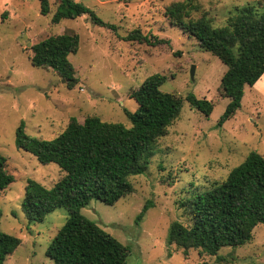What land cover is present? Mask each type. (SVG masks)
<instances>
[{
  "label": "rangeland",
  "instance_id": "1",
  "mask_svg": "<svg viewBox=\"0 0 264 264\" xmlns=\"http://www.w3.org/2000/svg\"><path fill=\"white\" fill-rule=\"evenodd\" d=\"M47 1L49 12L43 16L40 0H0V155L13 177L0 192V228L21 240L4 264H54L45 253L68 215L60 208L40 223L24 218L20 202L27 181L50 189L64 173L16 148L19 125L23 123L26 135L40 140L58 136L71 117L82 123L95 116L129 127L124 111L137 110L129 95L156 73L167 78L160 90L182 99L177 119L157 140L146 171L128 177L129 194L112 205L91 200L80 213L129 248L125 264H264V224L253 230L248 243L223 247L216 256L197 249L184 255L166 243L171 223L187 224L181 202L223 180L250 152L264 158V97L252 87L244 88L240 109L222 126L217 122L227 98L216 100L209 117L185 101L188 93L211 101L226 71L166 17L170 4L185 0H74L114 29L94 25L85 15L52 23L58 2ZM197 2L200 15L205 13L214 27H221L237 9L249 6L259 11L264 0ZM134 30L166 43L150 47L126 41ZM60 34L79 37L77 52L68 57L77 78L71 88L53 71L35 68L29 61L32 45ZM257 87L264 88V76Z\"/></svg>",
  "mask_w": 264,
  "mask_h": 264
},
{
  "label": "trees",
  "instance_id": "2",
  "mask_svg": "<svg viewBox=\"0 0 264 264\" xmlns=\"http://www.w3.org/2000/svg\"><path fill=\"white\" fill-rule=\"evenodd\" d=\"M52 23L83 15L97 26L113 28L93 11L74 0H57ZM49 12L47 0H40V14ZM165 15L174 27L197 42L201 50L215 56L226 71L211 101L197 99L188 93L185 101L203 116L209 117L218 98L228 104L219 117L222 126L240 109L244 88H251L264 73V2L260 10L237 9L224 26L214 27L205 13L200 15L197 0L170 4ZM126 41L156 47L166 41L134 30ZM76 34L49 36L30 47L31 66L51 70L65 81L67 88L77 83L68 57L77 52ZM166 76H148L129 98L137 104L133 113L124 111L129 127L105 123L95 116L82 123L71 117L64 130L51 140H40L25 134L21 123L15 133V146L34 156L42 165L53 163L63 177L50 189L28 180L21 211L28 223L43 222L56 209L68 213L65 224L57 231L46 250L54 264H125L129 248L85 218L81 209L91 200L112 205L132 190L128 177L143 173L154 154L157 140L167 134L177 119L182 99L164 93L160 87ZM13 182L6 172V160L0 155V192ZM164 182V181H163ZM187 224L173 222L166 243L175 245L186 255L197 249L216 256L223 247L242 246L250 241L253 230L264 224V158L255 151L232 168L221 181L195 193L180 203ZM146 206L137 216L141 220ZM2 211L0 209V220ZM21 240L0 228V264L18 248Z\"/></svg>",
  "mask_w": 264,
  "mask_h": 264
},
{
  "label": "crops",
  "instance_id": "3",
  "mask_svg": "<svg viewBox=\"0 0 264 264\" xmlns=\"http://www.w3.org/2000/svg\"><path fill=\"white\" fill-rule=\"evenodd\" d=\"M263 76H264V73L257 80V82L252 86V89H254L262 98L264 97V88L260 89V88L257 87V85L262 82Z\"/></svg>",
  "mask_w": 264,
  "mask_h": 264
},
{
  "label": "water",
  "instance_id": "4",
  "mask_svg": "<svg viewBox=\"0 0 264 264\" xmlns=\"http://www.w3.org/2000/svg\"><path fill=\"white\" fill-rule=\"evenodd\" d=\"M190 75L193 76V67H191Z\"/></svg>",
  "mask_w": 264,
  "mask_h": 264
}]
</instances>
